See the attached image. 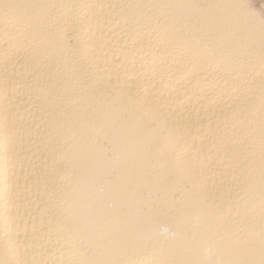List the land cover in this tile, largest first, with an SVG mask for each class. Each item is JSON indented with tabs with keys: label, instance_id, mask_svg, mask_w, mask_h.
<instances>
[{
	"label": "bare ground",
	"instance_id": "6f19581e",
	"mask_svg": "<svg viewBox=\"0 0 264 264\" xmlns=\"http://www.w3.org/2000/svg\"><path fill=\"white\" fill-rule=\"evenodd\" d=\"M0 264H264V0H0Z\"/></svg>",
	"mask_w": 264,
	"mask_h": 264
}]
</instances>
